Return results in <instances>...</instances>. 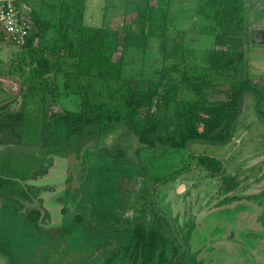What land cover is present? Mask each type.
Segmentation results:
<instances>
[{
  "label": "trees",
  "instance_id": "obj_1",
  "mask_svg": "<svg viewBox=\"0 0 264 264\" xmlns=\"http://www.w3.org/2000/svg\"><path fill=\"white\" fill-rule=\"evenodd\" d=\"M152 1L130 2L136 6L135 21L127 17L121 32L123 38L120 31L115 32L114 41L107 22L100 26L85 22L89 0H62L58 18L53 20L31 11L33 25L26 43L22 45L31 53V58L24 55L30 71L26 82L41 87L49 99L42 118L41 141L37 146L41 156H81L90 142L116 129L117 124L131 131L146 150L165 152L168 149L163 150L164 145H168L173 150L171 154H177L197 140L226 145L236 135L247 95L255 97V115L264 123V79L251 76L248 48L230 46L232 40L244 37L249 31L247 1L193 2L186 10L188 15L191 11L196 14L194 18L190 17L193 18L191 28L200 26L201 34L214 35L215 45L205 54L195 53L191 61L185 60L182 65L174 63L172 68L176 72L181 71V79L173 83H165L164 76L144 79L143 70L136 76L126 75L128 51L145 52L152 37L161 40V53L168 57L169 35L176 30L170 15L173 1ZM50 30L54 33L50 52L39 55L33 40ZM5 38L0 30V40ZM120 47H123L122 59L116 60L113 52ZM62 60L72 64L79 82L87 81L82 86L79 84L76 94L80 97L75 108L60 104L58 100L59 95L63 92L67 95L71 87L66 80L64 90L58 82V73L65 71ZM139 63L141 65V60ZM0 91L6 92V89L0 86ZM17 98L0 107V144H26L25 105L19 110L10 109ZM55 103H59L60 110L49 108ZM169 107L172 114L161 115V109ZM164 120L172 123L171 133L166 136L160 133V124ZM92 156L95 157L89 160L91 173L74 190L73 197L85 194L93 200H101L99 206L94 202L105 214L114 217L115 225L103 233L104 227L98 232L90 230L93 225L82 215L69 217L68 221L64 219L53 232V252H58L68 243V250L64 249L63 254H73L71 258L75 263L92 264L96 259L89 260L97 252L92 250L89 256L88 245L82 251L84 259L89 257L88 262L80 263V249L82 245L89 244L91 235L98 237V234H103L108 239L106 242L112 238L116 241L115 244L111 242V249L104 255V264H116L119 259L130 264H193L187 262L186 247L168 215L156 208L167 217L173 237L158 222L149 224L141 219L125 217L135 196L134 181L139 177H149L147 165L127 158L122 149L109 152L103 148L101 153ZM48 161L51 165L52 159ZM198 167L206 169L213 177H224L227 191L239 186L238 177L226 174L225 161L213 154H189L186 165L173 174ZM46 168L42 163L33 176L44 175ZM168 180V177L162 178L160 183ZM14 185L15 181L5 176L0 165V253L16 257L28 253L39 257V243L51 239L37 229L49 214L45 212L42 216L40 209L23 205V197L27 193L17 191ZM156 190L157 187H152L151 194L154 195ZM74 229L80 230L75 232Z\"/></svg>",
  "mask_w": 264,
  "mask_h": 264
},
{
  "label": "rangeland",
  "instance_id": "obj_2",
  "mask_svg": "<svg viewBox=\"0 0 264 264\" xmlns=\"http://www.w3.org/2000/svg\"><path fill=\"white\" fill-rule=\"evenodd\" d=\"M61 1L17 0L23 9L24 17L31 21L33 10L39 12L45 19L58 18ZM132 1L134 0H89L84 20L99 26L104 21L107 22L113 33H110L111 40L114 41L115 32H122L127 17L130 21H135L136 6L130 4ZM172 1L170 15L174 19L176 30L171 31L169 35L168 57L161 53V40L152 37L145 52L131 51L132 49L128 51L126 75L136 76L143 70L144 79H160L164 76L165 83L180 81L181 71H174L172 65L174 63L182 65L185 60L191 61L195 53L205 54L215 45L214 35L201 34L200 26L191 28V20L196 14L191 11L188 15L186 11L194 4L193 2L202 4L205 0ZM246 1L249 6V31L244 37L232 40L230 46L248 48L247 60L251 76L264 79V0ZM155 2L156 0L152 1ZM191 16L193 18H190ZM182 36L186 39H182ZM53 37V30H50L47 34L34 38L33 46L38 48L39 55L49 54ZM22 45L11 41L0 46V71L26 82L30 71L24 55L31 58V53L23 49ZM122 48L113 52L116 60L122 59ZM67 61L62 60L65 71L58 73V82L62 89L66 80L71 87L69 94L65 95L63 92L58 100L60 104L75 108L80 97L76 94L79 84L82 86L87 81L79 82L76 70ZM0 86L6 89V92L0 91V101L15 95L18 90V84L8 79L0 78ZM101 96L96 97L100 99ZM48 100L41 87L31 82L25 83L21 95L10 109L19 110L25 105L26 144L23 146L0 144V165L1 169L5 170V176L15 181L16 190L26 191L27 196L23 197V205L40 209L42 216L48 212L49 215L41 220L42 226L37 230L40 234H47L51 241L39 243V257L28 253L10 257L0 253V264H78L72 260L73 254H63L64 249L68 250V243H65L58 252H53V232L63 224V220L68 221L69 217L82 215L83 219L93 225L90 230L98 232V229L104 227L103 233L106 232V228L115 225L114 217L99 209L101 200L94 199L97 206L90 195L86 197L85 194H80L73 197L74 190L91 173L89 160L95 157L92 155L101 153L103 148L109 152L122 149L127 158L147 165L149 177L144 179L139 177L134 181L135 196L132 205L125 212V217L141 219L149 224L158 222L166 233L173 237L167 225V217L160 211L168 215L186 247L187 262L264 264V123L255 115L253 95H247L245 98L236 135L229 144L197 140L190 142L177 154H171L173 150L168 145H164L163 150L168 149L165 152L146 150L131 131L122 124H117L116 129L90 142L81 156L71 154L69 157L54 154L43 157L37 151L41 141L42 118ZM59 103L51 104L49 108L54 111L60 110ZM170 114L171 107L161 109V115ZM171 129V121L164 120L160 124V133L163 136L170 134ZM189 154H213L221 157L227 166L225 173L237 176L239 186L233 191H227L224 177H213L206 169L199 167L173 174L186 165ZM50 159L51 165L48 161ZM42 163L48 167L47 171L35 178L33 174ZM165 177L169 178L168 182L160 183ZM152 187H157L154 195L151 194ZM79 230L74 229L75 232ZM90 238L89 244L82 245L80 249V263L88 262L89 257L84 259L85 253L82 251L89 245L87 250L89 256L92 250L97 252L89 261L96 259L92 264H104V255L115 244V239L106 242L107 238L103 234L102 236L98 234V237L91 235ZM116 264L130 263L119 259Z\"/></svg>",
  "mask_w": 264,
  "mask_h": 264
},
{
  "label": "built area",
  "instance_id": "obj_3",
  "mask_svg": "<svg viewBox=\"0 0 264 264\" xmlns=\"http://www.w3.org/2000/svg\"><path fill=\"white\" fill-rule=\"evenodd\" d=\"M23 9L17 0H0V23L11 34L12 41L26 43L33 22L24 17Z\"/></svg>",
  "mask_w": 264,
  "mask_h": 264
},
{
  "label": "water",
  "instance_id": "obj_4",
  "mask_svg": "<svg viewBox=\"0 0 264 264\" xmlns=\"http://www.w3.org/2000/svg\"><path fill=\"white\" fill-rule=\"evenodd\" d=\"M0 30L6 36L5 39L0 40V46L11 43V41H12L11 34L6 30V28L1 23H0ZM0 78L12 80V81H14V82H16L18 84L17 93L13 97L7 98V99H5V100H3V101L0 102V107H2L3 105L12 102L15 98H17L18 96H20V94H21L24 86H23V82L19 78L15 77L13 75H7V74L0 73Z\"/></svg>",
  "mask_w": 264,
  "mask_h": 264
},
{
  "label": "flooded vegetation",
  "instance_id": "obj_5",
  "mask_svg": "<svg viewBox=\"0 0 264 264\" xmlns=\"http://www.w3.org/2000/svg\"><path fill=\"white\" fill-rule=\"evenodd\" d=\"M6 37V36H5ZM3 101V100H2ZM1 102V101H0Z\"/></svg>",
  "mask_w": 264,
  "mask_h": 264
}]
</instances>
